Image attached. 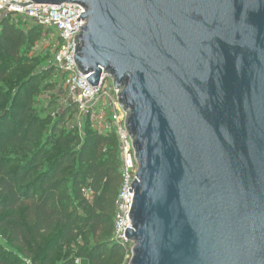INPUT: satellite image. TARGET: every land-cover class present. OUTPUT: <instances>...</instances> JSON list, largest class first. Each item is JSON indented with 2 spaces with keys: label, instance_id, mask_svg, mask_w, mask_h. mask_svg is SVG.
I'll list each match as a JSON object with an SVG mask.
<instances>
[{
  "label": "water",
  "instance_id": "obj_1",
  "mask_svg": "<svg viewBox=\"0 0 264 264\" xmlns=\"http://www.w3.org/2000/svg\"><path fill=\"white\" fill-rule=\"evenodd\" d=\"M64 3L127 113L130 264H264V0H29Z\"/></svg>",
  "mask_w": 264,
  "mask_h": 264
},
{
  "label": "trees",
  "instance_id": "obj_2",
  "mask_svg": "<svg viewBox=\"0 0 264 264\" xmlns=\"http://www.w3.org/2000/svg\"><path fill=\"white\" fill-rule=\"evenodd\" d=\"M43 31L0 19V227L6 226L10 244L32 246L34 264H50L55 249L78 235L85 240L87 233L92 242L74 246L59 264H122L124 249L113 240L122 182L115 133L87 125L81 135L63 129L62 120L31 115L35 85L57 72L54 65L31 71L36 62L29 59L30 49ZM17 145L27 152L20 164L9 153ZM0 264L25 263L0 246Z\"/></svg>",
  "mask_w": 264,
  "mask_h": 264
},
{
  "label": "built area",
  "instance_id": "obj_3",
  "mask_svg": "<svg viewBox=\"0 0 264 264\" xmlns=\"http://www.w3.org/2000/svg\"><path fill=\"white\" fill-rule=\"evenodd\" d=\"M84 12L86 9L80 4L30 5L29 0H0V19L10 18L17 25L29 22L52 32L54 66L64 82L69 103L75 107L76 116L80 120L89 118L94 128L101 133H115L119 144L122 182L115 207L113 240L132 258L133 245L126 236V230L133 227L130 212L135 197L133 184L139 167L133 139L126 126L127 113L119 103L118 91L114 89V95L108 86L110 80L105 76L103 84L93 87L87 81L91 74L84 75L76 65L75 38L81 27L87 24V20L80 17ZM77 264H81L80 260H77Z\"/></svg>",
  "mask_w": 264,
  "mask_h": 264
},
{
  "label": "rangeland",
  "instance_id": "obj_4",
  "mask_svg": "<svg viewBox=\"0 0 264 264\" xmlns=\"http://www.w3.org/2000/svg\"><path fill=\"white\" fill-rule=\"evenodd\" d=\"M52 32L43 31L41 39L35 43L30 49L29 59L36 62L31 71H43L45 67L54 65L55 48L52 39ZM111 87L114 95L116 94L112 82L108 84ZM33 97L31 107L32 117H39L40 119H47L51 117L52 120H62L61 127L66 131H72L77 129L81 135L84 134V129L87 125H91L94 128L93 122H86V120H80L75 111L72 110V106L69 103L68 93L65 89L64 82L60 78L58 72L42 79L38 85H35L33 89ZM66 114V116H64ZM64 116V118H63ZM51 124L49 122L43 123L44 137L49 134ZM95 129V128H94ZM26 149L23 146L17 145L9 150L10 156L15 159L19 164L25 161ZM29 155V154H28ZM85 232V229H82ZM86 242L91 243L92 237L89 233L86 235V239L78 235L72 242L64 244L62 247L54 250L53 257L50 264H59L63 262L68 256L73 255L75 249L74 246H82ZM55 244L51 246V249ZM0 246L6 252H10L13 256L18 257L25 264H34L29 257V252L32 251V246L27 245L25 248L18 247L9 243V233L6 226L0 227ZM130 249V247H129ZM127 251L124 249V256L122 264H130L131 255L127 256ZM39 259L42 256H39ZM81 264H89L87 260H82Z\"/></svg>",
  "mask_w": 264,
  "mask_h": 264
}]
</instances>
